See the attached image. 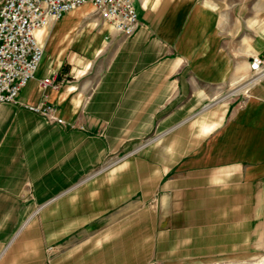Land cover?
Segmentation results:
<instances>
[{
  "label": "crops",
  "instance_id": "1",
  "mask_svg": "<svg viewBox=\"0 0 264 264\" xmlns=\"http://www.w3.org/2000/svg\"><path fill=\"white\" fill-rule=\"evenodd\" d=\"M133 3L131 36L105 22L78 28L68 16L75 9L37 32L43 57L19 100L36 104L45 94L63 123L0 104V218L24 208L26 193H50L29 202L0 264H45L35 222L23 230L45 206L51 264H137L136 235L112 231L135 218L136 189L114 183L120 168L100 167L152 129L165 131L160 152L146 150L145 193L157 196L150 205L163 210L160 224L173 228L156 238L160 264L243 256L250 241L264 251V76L225 94L250 70L247 47L233 42L232 11L218 0ZM71 38L81 39L80 63L60 48ZM45 77L59 86L41 91Z\"/></svg>",
  "mask_w": 264,
  "mask_h": 264
},
{
  "label": "rangeland",
  "instance_id": "2",
  "mask_svg": "<svg viewBox=\"0 0 264 264\" xmlns=\"http://www.w3.org/2000/svg\"><path fill=\"white\" fill-rule=\"evenodd\" d=\"M218 1L222 6H225V8L231 10L233 13L232 21L233 25L236 26L234 29H237V32L234 31L232 35L234 45H237L238 43L239 46L240 42L243 41V46H246L249 51L250 60L257 55L264 57V0ZM68 16H70L73 21L72 23L77 25L78 28L103 24L102 20H100L98 15L93 11L90 4H84L83 6L75 9ZM52 23L63 24L65 23V18ZM80 42L81 39L71 38L66 43L63 42L60 44L61 49L65 46L68 48V58L66 57L68 61L74 60L76 63H80L82 61ZM257 50L259 53H255ZM246 76L241 78L240 81L238 80L230 85H225V94L244 85L245 83L250 82L254 78L251 70H249ZM246 91L247 86L237 93L232 94L231 97L241 96L242 94H245ZM42 118L49 124L53 123V121H50L43 116ZM164 131L165 130L161 129L148 130L145 134L138 135L136 140L131 141L130 144H128V142H122V145H120L116 151L105 155V159L100 167L120 168V176L115 178L116 181H114V183L118 182L121 185H127L131 188L134 186L136 189L135 199L137 208L135 218L128 222L116 225L117 227L115 226L114 230L112 231L121 233L122 236L124 234L136 235V253L138 256L137 264H160V260L155 257L157 250L156 245L158 243L156 238L160 236L161 233L168 231L171 232L173 229L169 225L163 227L160 224L159 221L161 220V216H163V210L157 208L155 203H153V206L150 205L151 200H155L157 196H154V198L151 199L150 194L145 193V188L147 186L146 182L149 178L147 174L150 172L149 160L145 157L146 150H149V152L153 151L154 153L160 152V140L162 133L164 134ZM164 177L166 176L158 179L159 181L156 183L160 185ZM98 178L100 177H89L88 180L83 184H91L93 182L96 183ZM49 195L50 193L47 192H38V194H34V197L32 198L30 194L26 193L24 199V208L21 207V203L19 202L17 207H10L6 213L2 212L3 214L0 218V248L5 245V243H7V240L20 226L21 221L26 218L29 213H31V210L27 208L29 202L36 201L37 203H43L49 197ZM48 207L49 206H45L40 209L32 218L30 223H28L23 229L26 230V228L30 226L32 222H35V228L34 230L32 229L31 232L33 235H36V238H41L40 248L42 249V253L45 252L44 256L46 259L53 255L52 251V253H48L46 250V246L49 242L48 233L50 230ZM30 239L32 238L30 237ZM122 243L128 242L123 241ZM255 246L256 242L250 241V248L246 255L218 258L216 261L212 260L211 262H207V260L204 258L202 263L257 264L260 263L258 262L259 260L264 259V251L255 249ZM21 247H23L22 244Z\"/></svg>",
  "mask_w": 264,
  "mask_h": 264
},
{
  "label": "built area",
  "instance_id": "3",
  "mask_svg": "<svg viewBox=\"0 0 264 264\" xmlns=\"http://www.w3.org/2000/svg\"><path fill=\"white\" fill-rule=\"evenodd\" d=\"M84 4H90L102 22L124 36H131L139 26L133 0H0V104L20 105L63 123L45 94L40 102L28 104L19 100V92L35 77L43 57L44 48L36 32ZM249 69L256 78L264 76V57H253ZM38 86L44 91L59 84L45 77L38 80ZM52 249L48 246L46 250L49 253ZM45 264H51L49 258Z\"/></svg>",
  "mask_w": 264,
  "mask_h": 264
},
{
  "label": "bare ground",
  "instance_id": "4",
  "mask_svg": "<svg viewBox=\"0 0 264 264\" xmlns=\"http://www.w3.org/2000/svg\"><path fill=\"white\" fill-rule=\"evenodd\" d=\"M44 28H41V29H39L37 32H39L40 30H43ZM37 32H36V34H37ZM257 78L256 77H254L250 82H252V81H254V80H256ZM258 262H262L261 264H264V259H261V260H259ZM257 263V262H256ZM260 263H257V264H260Z\"/></svg>",
  "mask_w": 264,
  "mask_h": 264
}]
</instances>
